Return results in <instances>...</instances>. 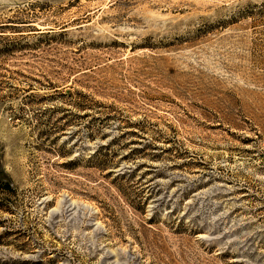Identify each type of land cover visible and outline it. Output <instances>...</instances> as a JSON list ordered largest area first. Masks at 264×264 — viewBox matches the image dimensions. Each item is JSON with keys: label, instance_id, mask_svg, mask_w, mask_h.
I'll use <instances>...</instances> for the list:
<instances>
[{"label": "rangeland", "instance_id": "rangeland-1", "mask_svg": "<svg viewBox=\"0 0 264 264\" xmlns=\"http://www.w3.org/2000/svg\"><path fill=\"white\" fill-rule=\"evenodd\" d=\"M0 264H264V0H0Z\"/></svg>", "mask_w": 264, "mask_h": 264}]
</instances>
